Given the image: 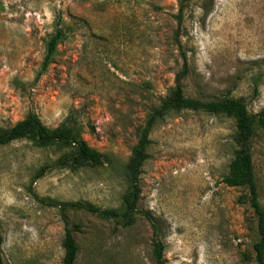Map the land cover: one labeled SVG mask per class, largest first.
I'll return each mask as SVG.
<instances>
[{"label": "rangeland", "instance_id": "rangeland-1", "mask_svg": "<svg viewBox=\"0 0 264 264\" xmlns=\"http://www.w3.org/2000/svg\"><path fill=\"white\" fill-rule=\"evenodd\" d=\"M177 6L178 0H0V126L32 111L53 127L72 112L82 138L108 158L71 171L52 164L53 147L0 145L4 264H60L61 213L74 226V264H154L142 212L157 219L166 264H253L246 190L221 182L234 150L233 120L222 114L180 110L153 125L129 225L59 207L120 205L137 129L172 86L181 53L185 96L227 94L241 98L249 113L264 110V0H186L179 24ZM56 19L65 37L36 77ZM250 153L264 209L258 128Z\"/></svg>", "mask_w": 264, "mask_h": 264}, {"label": "trees", "instance_id": "trees-1", "mask_svg": "<svg viewBox=\"0 0 264 264\" xmlns=\"http://www.w3.org/2000/svg\"><path fill=\"white\" fill-rule=\"evenodd\" d=\"M186 0H178L176 23H180L183 7ZM208 9L203 8V14ZM65 37L64 26L56 19L53 30L44 40L43 55L40 61L39 76L51 63L56 53V46ZM176 39V38H175ZM181 67L175 73L173 84L166 94L159 99L157 105L152 106L146 113L142 125L137 129L136 140L130 155L124 164V179L127 187L121 196L120 205L116 208H100L88 202H64L60 209L72 208L82 209L102 219H112L118 222L121 219L123 225H129L133 219L136 200L139 193L138 175L140 166L147 158V146L150 143L149 132L153 125L162 120L169 112L180 110L203 111L209 114H222L232 118L234 131L231 136L234 150L228 163V170L221 176V182L228 186L241 187L246 190L247 203L254 216L255 240L251 244L253 253V264H264V209L258 201L256 183L251 162L250 140L258 128L264 136V110L249 113L246 104L239 97L227 94L211 98L199 99L188 97L183 93L182 80L187 72L186 60L181 53ZM15 140H27L37 147H53L58 152L52 164L56 167L67 168L75 171L85 166L101 165L108 158L102 152L89 146L81 136V126L76 116L69 112L67 116L56 126L48 127L40 121L38 116L28 111L21 119L6 126H0V145L8 144ZM39 168L36 176L41 175L43 169ZM151 230L150 256L154 264H166L163 256V244L158 235L157 219L152 215L142 212ZM63 219V235L60 241L62 256L60 264H74L77 245L73 238L74 226H68ZM2 237L0 233V264H4L1 256Z\"/></svg>", "mask_w": 264, "mask_h": 264}]
</instances>
